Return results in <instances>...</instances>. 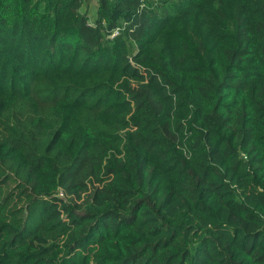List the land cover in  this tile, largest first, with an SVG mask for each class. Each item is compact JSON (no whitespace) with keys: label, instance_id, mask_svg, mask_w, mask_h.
<instances>
[{"label":"trees","instance_id":"obj_1","mask_svg":"<svg viewBox=\"0 0 264 264\" xmlns=\"http://www.w3.org/2000/svg\"><path fill=\"white\" fill-rule=\"evenodd\" d=\"M86 2L0 0V264H264V0Z\"/></svg>","mask_w":264,"mask_h":264},{"label":"rangeland","instance_id":"obj_2","mask_svg":"<svg viewBox=\"0 0 264 264\" xmlns=\"http://www.w3.org/2000/svg\"><path fill=\"white\" fill-rule=\"evenodd\" d=\"M95 0H87V2L86 3H82V5H81V8H83L85 5H86V8H85V10H86V12L88 13V17H89V21H90V19L92 18V16H93V10H94V7H95V2H94Z\"/></svg>","mask_w":264,"mask_h":264},{"label":"built area","instance_id":"obj_3","mask_svg":"<svg viewBox=\"0 0 264 264\" xmlns=\"http://www.w3.org/2000/svg\"><path fill=\"white\" fill-rule=\"evenodd\" d=\"M113 34H115V31H113V32L110 34V36H112Z\"/></svg>","mask_w":264,"mask_h":264}]
</instances>
